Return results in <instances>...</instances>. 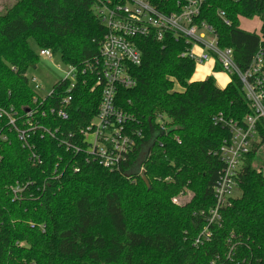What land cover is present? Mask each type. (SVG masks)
<instances>
[{
	"label": "trees",
	"instance_id": "trees-1",
	"mask_svg": "<svg viewBox=\"0 0 264 264\" xmlns=\"http://www.w3.org/2000/svg\"><path fill=\"white\" fill-rule=\"evenodd\" d=\"M151 1L166 12L179 10L176 0ZM93 5L94 0H15L0 11V106H13L19 115L33 107L27 73L40 62V49L60 54L66 65H81L99 53L107 30ZM255 16L262 21L259 32L241 27V17ZM198 20L214 25L218 45L233 48L243 70L264 46V0H204ZM136 41L142 51V63L131 70L136 85L120 87L117 104L140 122L144 138L122 170L87 162L84 154L39 134L33 142L43 164L33 166L17 132L0 117V132L7 135L0 139V264H264V174L254 166L264 144L261 122L260 142L239 171L241 197L223 208L212 240L194 244L206 223L201 212L215 204L213 187L224 168L219 151L231 136L214 118L222 113L243 120L252 113L241 79L233 74L219 87L213 76L194 78L196 64L181 55L189 44L172 33L162 41ZM99 103L98 94L79 85L70 120L49 116L44 122L72 129L87 123ZM158 114L168 116V131L158 129ZM145 147L149 185L141 175L127 176ZM27 181L33 183L26 195L14 199L10 185ZM188 190L192 195L183 205L172 201Z\"/></svg>",
	"mask_w": 264,
	"mask_h": 264
},
{
	"label": "built area",
	"instance_id": "built-area-1",
	"mask_svg": "<svg viewBox=\"0 0 264 264\" xmlns=\"http://www.w3.org/2000/svg\"><path fill=\"white\" fill-rule=\"evenodd\" d=\"M203 1L176 0L174 7L179 10L166 12L151 0H94L93 11L107 30L99 53L81 65H66L68 70L65 75L54 83L47 95L39 93L42 84L38 78L28 76L35 94L33 107L27 108L23 115H19L13 106H0V117H5L7 125L17 132L33 166L43 164V158L33 142L34 136L39 134L40 138L50 136L75 154H84L87 162H97L110 171H119L129 162L137 143L144 138L140 122L117 104L119 88L136 85L131 70L142 63L137 38L150 37L162 41L167 33H172L187 41L189 45L181 55L194 61L196 67L214 61L222 71L238 75L252 113L243 120L228 119L222 113L214 118L216 124L229 128L231 136L224 140L219 151L224 168L213 187L214 206L201 212L206 217V223L194 240L197 246L212 240L213 226L220 224L221 211L231 204L233 191L238 188L243 160L260 142L259 122L264 128V46L261 45L253 55L250 65L245 70L241 69L234 59L233 48L218 45L214 25L207 20H198ZM218 15L226 24H231L224 10H219ZM39 55L41 58L53 57L48 48L40 49ZM79 85L89 87L90 92L98 94L100 103L97 113L87 123L77 124L69 130L49 122L46 124L44 120L49 116L55 120H70ZM168 121L167 115H157L156 124L161 132L168 131ZM0 139L7 140V135L0 132ZM175 139L178 142L181 140L178 136ZM74 170L79 171L80 168L76 166ZM32 183L10 185L14 199H22ZM180 195L172 198L177 205L184 203L180 201ZM233 249L231 245L228 257Z\"/></svg>",
	"mask_w": 264,
	"mask_h": 264
},
{
	"label": "rangeland",
	"instance_id": "rangeland-1",
	"mask_svg": "<svg viewBox=\"0 0 264 264\" xmlns=\"http://www.w3.org/2000/svg\"><path fill=\"white\" fill-rule=\"evenodd\" d=\"M15 0H0V11H5V9L10 6ZM262 21L260 17L255 16L253 18L241 17L240 25L243 29L248 31H260ZM32 45L33 42H31ZM209 64H205L203 67H196V71L194 74V78H202L204 75L214 76L219 83H227L231 80V75L229 73H225L219 67L213 68L210 71L208 66ZM67 66L62 62L61 55L55 54L52 58H44L40 59V62L35 68L29 69L27 76H36L39 82L42 84L39 93L41 95H47L49 91H51L55 82L61 80L67 71ZM169 119V118H168ZM254 166L263 172L264 174V144L259 147L256 155V159L254 161ZM186 194H182L179 196L181 202L185 201L186 198H189L192 195L191 191H186ZM242 192L239 188L234 189L233 197L239 198L241 197Z\"/></svg>",
	"mask_w": 264,
	"mask_h": 264
},
{
	"label": "water",
	"instance_id": "water-1",
	"mask_svg": "<svg viewBox=\"0 0 264 264\" xmlns=\"http://www.w3.org/2000/svg\"><path fill=\"white\" fill-rule=\"evenodd\" d=\"M157 137H156V139H157ZM149 151H150V147H145L143 149L142 153L140 154L139 161L136 164V166L133 169L129 170L128 173H127L128 177H130L133 174L141 175L143 177V180L145 181V183L147 185H149V180L145 176L144 170L142 169V163L145 160V158H147V155L149 154Z\"/></svg>",
	"mask_w": 264,
	"mask_h": 264
},
{
	"label": "crops",
	"instance_id": "crops-1",
	"mask_svg": "<svg viewBox=\"0 0 264 264\" xmlns=\"http://www.w3.org/2000/svg\"><path fill=\"white\" fill-rule=\"evenodd\" d=\"M207 64H209L208 66H209V68H210V71L212 70V67L213 68H217L216 67V65H215V62L214 61H211V62H208ZM204 66V65H203ZM203 66H200V67H203ZM226 73V72H225ZM227 74V73H226ZM209 76H211V75H209ZM207 77V75H204L202 78H196V79H203V78H206ZM214 77V76H213ZM216 79V78H215ZM216 83H217V85L219 86V87H225L226 85H227V83H229V81L226 83H219V82H217V80H216Z\"/></svg>",
	"mask_w": 264,
	"mask_h": 264
}]
</instances>
